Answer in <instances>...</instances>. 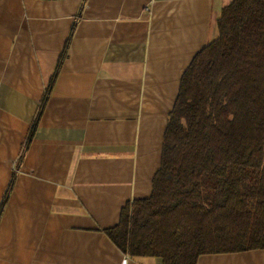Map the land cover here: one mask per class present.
<instances>
[{"label":"crops","instance_id":"0c3cea01","mask_svg":"<svg viewBox=\"0 0 264 264\" xmlns=\"http://www.w3.org/2000/svg\"><path fill=\"white\" fill-rule=\"evenodd\" d=\"M230 2L0 0V264H163L104 230L151 196L182 77Z\"/></svg>","mask_w":264,"mask_h":264},{"label":"trees","instance_id":"16d2710c","mask_svg":"<svg viewBox=\"0 0 264 264\" xmlns=\"http://www.w3.org/2000/svg\"><path fill=\"white\" fill-rule=\"evenodd\" d=\"M217 24L182 77L151 196L104 230L129 256L197 264L264 249V0H231Z\"/></svg>","mask_w":264,"mask_h":264}]
</instances>
